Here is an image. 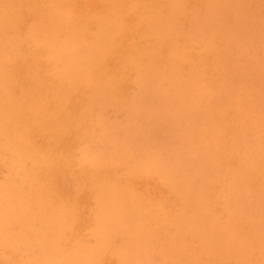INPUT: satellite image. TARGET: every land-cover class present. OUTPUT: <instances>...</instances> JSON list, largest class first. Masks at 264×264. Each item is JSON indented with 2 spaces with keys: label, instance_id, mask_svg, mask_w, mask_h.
Segmentation results:
<instances>
[{
  "label": "rangeland",
  "instance_id": "1",
  "mask_svg": "<svg viewBox=\"0 0 264 264\" xmlns=\"http://www.w3.org/2000/svg\"><path fill=\"white\" fill-rule=\"evenodd\" d=\"M263 171L264 0H0V264H264Z\"/></svg>",
  "mask_w": 264,
  "mask_h": 264
},
{
  "label": "bare ground",
  "instance_id": "2",
  "mask_svg": "<svg viewBox=\"0 0 264 264\" xmlns=\"http://www.w3.org/2000/svg\"><path fill=\"white\" fill-rule=\"evenodd\" d=\"M5 94V93H4ZM4 96V95H3ZM6 97L8 96V95H5ZM8 99H9V97H8ZM7 101V100H6ZM264 172V171H263ZM36 194V193H35ZM102 215V214H101ZM100 217V216H99ZM110 218V217H109ZM106 219V218H105ZM108 220V219H107ZM109 223V222H108ZM111 223V222H110ZM109 225V224H108ZM62 229V228H61ZM145 229V228H144ZM61 232V231H60ZM108 233V232H107ZM111 233V232H110ZM106 235V234H105ZM60 236V235H59ZM105 237V236H104ZM58 238V237H57ZM131 260V259H130ZM166 260V259H165ZM193 262V261H192Z\"/></svg>",
  "mask_w": 264,
  "mask_h": 264
}]
</instances>
